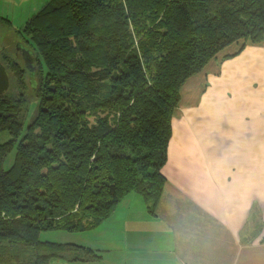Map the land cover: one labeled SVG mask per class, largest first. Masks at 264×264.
<instances>
[{
  "label": "trees",
  "instance_id": "obj_1",
  "mask_svg": "<svg viewBox=\"0 0 264 264\" xmlns=\"http://www.w3.org/2000/svg\"><path fill=\"white\" fill-rule=\"evenodd\" d=\"M13 29L23 63L0 48V264H66L101 249L42 233L100 228L131 192L152 215L183 85L229 45L219 64L264 43V0H45Z\"/></svg>",
  "mask_w": 264,
  "mask_h": 264
},
{
  "label": "crops",
  "instance_id": "obj_2",
  "mask_svg": "<svg viewBox=\"0 0 264 264\" xmlns=\"http://www.w3.org/2000/svg\"><path fill=\"white\" fill-rule=\"evenodd\" d=\"M215 62L213 72L205 66L181 89L153 216L144 205V235L166 244L180 264H264V43ZM251 164H261L252 178ZM113 215L125 226L138 222L133 205H117L107 220ZM144 257L172 264L169 255Z\"/></svg>",
  "mask_w": 264,
  "mask_h": 264
},
{
  "label": "rangeland",
  "instance_id": "obj_3",
  "mask_svg": "<svg viewBox=\"0 0 264 264\" xmlns=\"http://www.w3.org/2000/svg\"><path fill=\"white\" fill-rule=\"evenodd\" d=\"M44 3L45 0H0V48H4L1 51L7 53L13 59H17L20 64L23 63L22 57L18 54H15L16 56L13 54L14 42L17 38L13 28L23 25L38 9H40V7H42ZM5 19L9 23L4 22L3 20ZM7 24H9V26H7ZM10 25L13 28L10 27ZM237 46L238 43H233L222 52L218 53L217 57L213 58L206 64L207 67L205 72H213V69L216 67L215 61L219 64V60L222 59L220 56L224 53L234 51ZM8 89L4 93H6ZM194 104L195 102L190 104V106H193ZM175 117L177 118V114ZM175 117L173 120L176 119ZM7 138V132L0 133V141H4ZM177 139L178 138L175 137L174 141ZM171 140L169 146L171 145ZM262 153L263 150L260 151V155H257L260 160L262 158ZM167 157H169V152H167ZM171 160L176 161V158L172 156ZM260 165L259 167L255 164L250 165L251 178L255 176L260 169ZM186 166L187 168L193 166V160H188ZM169 167L175 169L173 166H168V168ZM130 196L132 197H130V204L128 205H133L138 209V222L132 221L125 226V221L118 222L115 219V215H113V217L100 227L101 229L99 231H96L99 227L80 234L71 233L65 230L53 233L51 230H47L41 234V239L48 240L49 242L64 243L63 248L67 251L73 250L76 247L81 249L83 246L92 249L106 248L105 251L99 252L100 255L98 257L94 258L92 254L96 255V253L91 252L87 253L86 259H70L66 264H150L149 257H147V259L144 257L147 254H151L152 261L154 257L165 259L166 255H169L172 259V264H180L174 254L169 251L166 244H153L151 239L144 235L147 220L149 218V215L144 211V200L141 195L135 193H131ZM131 223H134V226H137L138 228V231L135 233H132L133 231L129 230ZM126 230L130 232L129 235L125 233ZM153 250L158 254H154ZM61 260L62 258H59L54 261H56L57 264H63ZM50 264L53 263L50 262Z\"/></svg>",
  "mask_w": 264,
  "mask_h": 264
},
{
  "label": "water",
  "instance_id": "obj_4",
  "mask_svg": "<svg viewBox=\"0 0 264 264\" xmlns=\"http://www.w3.org/2000/svg\"><path fill=\"white\" fill-rule=\"evenodd\" d=\"M9 83L10 81L7 70L0 61V95L4 94V92L8 89Z\"/></svg>",
  "mask_w": 264,
  "mask_h": 264
}]
</instances>
